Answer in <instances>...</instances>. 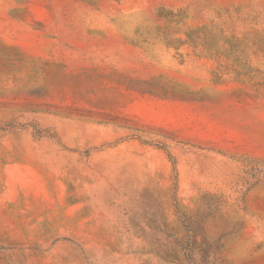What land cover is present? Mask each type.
<instances>
[{
  "label": "rangeland",
  "instance_id": "obj_1",
  "mask_svg": "<svg viewBox=\"0 0 264 264\" xmlns=\"http://www.w3.org/2000/svg\"><path fill=\"white\" fill-rule=\"evenodd\" d=\"M0 264H264V0H0Z\"/></svg>",
  "mask_w": 264,
  "mask_h": 264
}]
</instances>
